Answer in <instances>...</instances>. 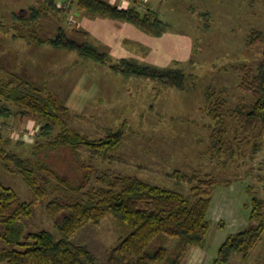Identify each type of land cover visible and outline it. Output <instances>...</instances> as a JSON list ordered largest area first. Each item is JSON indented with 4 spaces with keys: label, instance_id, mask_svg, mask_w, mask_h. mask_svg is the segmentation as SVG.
I'll return each instance as SVG.
<instances>
[{
    "label": "rangeland",
    "instance_id": "1",
    "mask_svg": "<svg viewBox=\"0 0 264 264\" xmlns=\"http://www.w3.org/2000/svg\"><path fill=\"white\" fill-rule=\"evenodd\" d=\"M105 1L120 9L135 5L142 12H157L162 33L155 36L134 24L92 15L72 0H56L62 12L50 10L47 0H0V83L15 76L45 84L70 111L68 127L88 138L99 139L123 128L120 145L105 157L80 150L81 160L92 170L88 189L105 186L104 176L137 177L183 194L189 185L180 174L200 170L218 180L207 215L210 229L205 246L190 247L181 260V264H212L226 238L248 227L253 197L264 200V136L255 140L253 131L239 145L234 139L237 124L227 112L222 126L231 159L229 152L218 153L211 147V135L216 126L221 127L212 118L217 102H223L222 109L227 111L249 100L240 88L242 69L257 67L264 41L247 47L245 38L251 30L264 34V0ZM32 9L39 13L37 20H30ZM59 28L77 42H88L106 53L107 63L30 40L34 35L52 38ZM121 59L180 69L188 75L187 81L183 89H177L114 73L109 65ZM39 127L32 116L3 119L0 146L31 158L40 140L36 139ZM55 155L48 163L60 175L72 182L80 177L76 166H66L64 152ZM0 178L20 200L33 203L32 217L22 220L26 232L57 233L45 203L33 200L19 175L0 163ZM37 180L50 190L48 199H72L55 180L42 179L41 174ZM122 234L117 220L107 215L98 225L83 227L72 241L105 264ZM227 264H264V232L247 258L232 254Z\"/></svg>",
    "mask_w": 264,
    "mask_h": 264
},
{
    "label": "trees",
    "instance_id": "2",
    "mask_svg": "<svg viewBox=\"0 0 264 264\" xmlns=\"http://www.w3.org/2000/svg\"><path fill=\"white\" fill-rule=\"evenodd\" d=\"M72 2L92 15L125 21L155 36L163 31L158 13L148 9L142 12L135 5L120 9L105 0ZM47 7L62 12L56 0H47ZM30 18L37 20L38 11L32 9ZM30 40L38 45L75 52L101 65L108 60L106 53L88 42H77L62 28L52 38L34 35ZM255 41L263 42L264 34L251 30L245 45L248 47ZM109 69L177 89L184 88L188 77L180 69H160L127 59L110 64ZM242 72L240 88L249 100L227 111L222 109L223 102L218 101L212 109V118L221 127L214 129L211 147L218 153L229 152L228 159H231L232 150L226 147L228 136L222 126V117L227 112L237 124L234 139L239 145L241 141L247 142L253 131L255 140L264 136V52L254 70L242 69ZM69 115L70 111L45 84L38 86L15 76L0 83V125L3 119L17 116H32L40 122L36 135L40 140H36L32 157L23 158L0 146V163L5 170L22 178L35 202L45 203L47 216L57 232H26L22 220L32 217L33 203L20 200L15 190L4 185L0 178V264H99L87 247L75 244L72 238L86 225H98L107 215L117 220L123 234L109 250L105 264H181L190 247L205 246L210 229L207 215L218 180L200 170L180 174L189 185L188 192L183 194L137 177L104 176L105 186L88 189L92 170L81 160L80 150L93 157H105L120 145L123 128L91 139L68 127L66 118ZM254 146H258L257 143ZM60 152L67 155L66 166L72 169L76 166L80 172V177L74 179L76 183L60 175L48 163L51 154L56 156ZM37 174H41L42 179L55 180L59 188L72 194V199H48L50 190L46 184L38 183ZM249 219L246 229L226 238L212 264H227L232 254L248 257L264 232V200L253 197Z\"/></svg>",
    "mask_w": 264,
    "mask_h": 264
}]
</instances>
